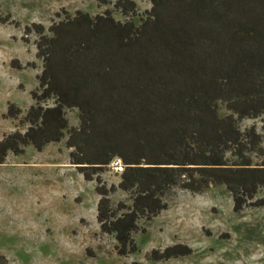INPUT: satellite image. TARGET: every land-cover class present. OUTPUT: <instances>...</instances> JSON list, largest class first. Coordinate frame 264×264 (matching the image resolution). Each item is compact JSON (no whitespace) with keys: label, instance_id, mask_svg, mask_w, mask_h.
<instances>
[{"label":"trees","instance_id":"16d2710c","mask_svg":"<svg viewBox=\"0 0 264 264\" xmlns=\"http://www.w3.org/2000/svg\"><path fill=\"white\" fill-rule=\"evenodd\" d=\"M99 1L114 9L67 13L48 29L25 26L24 38L38 36L43 68L21 118L26 129L0 139V164L10 152L42 151L66 138L70 162L96 181L97 220L119 255L139 250L134 233H145L178 189L224 185L235 211L264 207V137L256 124L240 125L264 112V0H150L139 22L134 0ZM220 102L229 110L224 116ZM72 108L78 126L70 124ZM21 113L10 102L5 115ZM115 158L124 170L119 183H109L102 173ZM118 192L128 199L114 201ZM191 251L177 243L149 257Z\"/></svg>","mask_w":264,"mask_h":264},{"label":"rangeland","instance_id":"374dc122","mask_svg":"<svg viewBox=\"0 0 264 264\" xmlns=\"http://www.w3.org/2000/svg\"><path fill=\"white\" fill-rule=\"evenodd\" d=\"M134 1L139 22L152 3ZM107 8L114 9L113 4L99 0H0V16L11 21L0 18V139L26 129L21 118L35 102L31 91L43 68L36 55L38 36L24 38L25 26L37 22L48 29L67 13L82 10L94 16ZM113 13L126 18L119 10ZM14 60L22 67H13ZM10 102L21 107L18 118L6 117ZM219 113H229L223 102ZM67 115L71 125L80 124L77 108L67 110ZM252 124L264 137V112L240 122L242 128ZM71 151L64 138L42 151L28 145L23 154L10 152L0 164V264H264V207L235 211L224 185L203 193L176 190L168 196V208L145 225L147 231L134 233L139 250L119 255L115 237L104 233L97 220L96 181L85 180L70 162ZM102 177L109 183L120 181L109 167ZM120 198L128 195L118 192L113 197ZM177 243L188 244L191 254L150 259L153 249Z\"/></svg>","mask_w":264,"mask_h":264},{"label":"built area","instance_id":"2783aa9c","mask_svg":"<svg viewBox=\"0 0 264 264\" xmlns=\"http://www.w3.org/2000/svg\"><path fill=\"white\" fill-rule=\"evenodd\" d=\"M111 167L113 168V170H115V172L118 173H121L124 170V165L120 158L113 159L111 162Z\"/></svg>","mask_w":264,"mask_h":264}]
</instances>
